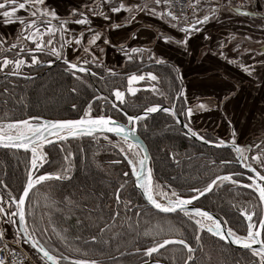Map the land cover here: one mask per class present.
<instances>
[{"label": "snow or ice", "instance_id": "snow-or-ice-1", "mask_svg": "<svg viewBox=\"0 0 264 264\" xmlns=\"http://www.w3.org/2000/svg\"><path fill=\"white\" fill-rule=\"evenodd\" d=\"M107 6L110 13L127 12L124 25L131 24L137 14L144 13L149 16L157 17L160 20L166 21L173 29H178L183 33L182 38H175L168 35H163L165 43H175L177 46L184 48L187 51L189 41L196 33L203 31V26L208 24L211 19H218V14L222 9L235 11L238 14L245 16L253 15L250 11H242V6L233 8L232 0H190V6H193L192 21L189 22L187 15L181 11L177 15L172 8V0H143V2H125V0H102V4H93L87 7L86 10L73 8L67 16L61 17L58 12L51 9L46 0H0V24L7 26L10 24H18L19 31L13 42H9L7 37L0 34V73H4V79L9 81L10 77L23 78L25 81L35 79L31 71L25 72L27 68L31 70L33 67L48 65L51 67L55 62L61 61L64 65L63 71L70 75L75 81L91 88V84H87L85 77H98V73L92 70L90 65L101 67V58L92 50L93 45H97V41L102 39L101 31H97L92 27L91 16H99L104 20H110L108 12L103 10ZM23 12L24 15L20 13ZM203 13V14H199ZM70 23L76 25L87 26L85 30L74 34L68 27ZM121 24L111 23L110 28L115 30L121 27ZM85 32L89 34L86 43L84 42ZM133 39L136 34L133 33ZM208 39L207 36L204 37ZM250 39V37H249ZM110 41L107 38L103 39V44L108 45ZM34 45V46H33ZM224 47V45H221ZM240 45L237 44L233 51H237ZM71 49L74 54L83 51L91 58L75 55V59H69L65 50ZM99 53L103 54L105 49L98 48ZM121 52L128 59L133 57L124 48H120ZM151 52L150 49L131 48L132 54H141L143 58L144 52ZM264 51V49H262ZM219 55L229 64L236 63L234 59H228L224 51H220ZM28 57V58H26ZM44 57H55V59ZM154 59V54L149 55V60ZM157 65L163 64L162 58L155 59ZM264 63V62H262ZM242 70L249 76L254 74V67L241 63L239 65ZM106 71L115 76L111 68ZM177 73V80H182L179 74L178 67L173 68ZM103 80V76H99ZM157 81L158 76L151 71L141 74H131L127 77V92L135 95L137 88L133 87L134 82L140 81ZM146 87L156 91L155 85L148 84ZM9 87H4L3 93L9 94ZM71 93L79 94V89L75 86L71 88ZM111 95L114 100L109 101L107 96H93V100L102 101L100 104V112L93 115V104L88 102V106L83 109V115L77 119H44L41 116H27L23 119H13L8 117L7 111L4 113L5 118H0V147L5 149L23 150L30 153V159L26 165V175L22 184V189L19 193L13 194L5 181L0 180V185L3 186L5 193L0 194V226L13 225L16 226L15 234L11 241L7 239V229L0 227V264H16L17 256H22L24 260H28V254L23 251V245H29L39 254V260L44 264H64L65 261H70L71 264H105V261L96 258H77L71 259L59 251L54 244H49L48 237L49 227L56 233L59 241L70 251L81 253L80 248H72L69 242V229L63 228L57 230L53 225L51 216H49L47 225L44 224L43 216H37L35 209L39 206V199L29 203L31 194L37 186L50 181H69L72 179L71 172L75 167V161L72 159L74 153L64 147L65 142L71 139L82 138L85 136L92 137L94 140H99L102 136L103 140L112 148L119 150L123 161L127 162L131 172L124 171L122 177H128L130 174L135 177V186L141 190L144 199L152 209L163 214H182L191 222L194 240L200 245L199 251L203 252L202 233L207 232L212 237L218 238L225 245H237L251 254V259L248 264H264V137L261 138L259 144L250 146H241L236 141V132L232 131L231 142L225 139L211 140L206 139L199 131L191 126L194 112L206 108V105L201 103L195 107L187 106L186 92L183 87L177 90L174 94L165 95L160 92L159 95L169 100V106H162L160 103H155L151 106L143 108L138 114H129L124 108L120 107L125 103V92L119 88H113ZM21 97L17 103H23ZM183 101L180 107H177V102ZM119 102V103H117ZM7 105V100L4 101ZM110 103L111 109H116L123 114L127 123H122L121 120L114 118L111 114L106 113V105ZM72 109H77L76 104L71 105ZM163 112L168 114L177 125H182L183 134L188 138H196L201 142L213 145L217 148H228L236 154V160L221 159L219 164L227 168L233 162L239 163L240 168L246 171H226L223 173L214 174L209 177L202 187L189 186L187 196L182 195L171 184L166 187L154 179V169L150 166L151 157L148 151L136 139L137 127L141 122L146 121L150 114ZM183 116L184 122L180 119ZM147 127L146 124L143 125ZM112 133L115 137H120L121 140L114 141L107 134ZM45 146L52 148L59 147V151L64 153L63 162L55 171H42L44 166L51 162L50 154ZM255 150V151H254ZM83 152V148L80 149ZM144 153L141 157L140 153ZM169 155L173 160H176L177 153L170 152ZM122 161L114 159L110 161L111 165H119ZM216 160L209 161L210 165H216ZM245 176L248 183H244L239 177ZM175 179V177H173ZM237 185L243 188L252 189L258 196V202L252 204L246 202L240 206V214L247 221L245 232L240 235L232 227L227 226L228 222L217 218L212 212L196 206L193 202L198 201L206 194H210L214 188H219L225 184ZM127 185V180L120 183L114 190L113 197L116 204V209H110L107 221L104 218L98 217V220L103 226H98V234L90 235L89 240L85 243H103L111 245V241L119 238L121 232H112V235L106 238V233L111 232L115 227L116 222L120 219L122 213L120 205L123 204V215L127 216L132 212L133 208L136 211L133 213L139 218L143 209L139 205H133L131 199L122 200V193ZM104 195V193H100ZM45 206L54 205L55 201L49 203V197L45 194ZM65 200L72 204L73 201L65 197ZM259 209V211H258ZM31 217V224H29ZM254 217L258 219L254 220ZM76 225L79 226L82 222L76 219ZM123 223L127 224L129 231L134 230V225L131 223V218L128 217ZM122 223V227H123ZM139 227L137 221L135 228ZM169 233H175L176 237H168L155 239V237H163ZM137 236L139 232L137 231ZM144 236H152L151 246L144 248L135 247L131 253L120 252L119 247L116 251L119 256L138 254L143 257H148L149 260L143 261V264H149L153 254H159L160 250L165 246H180V251L183 253L182 264H196V252L190 242L183 238V233L170 221H165L164 226L160 222L156 225L145 229ZM82 237L76 235L73 240H80ZM103 255V253H101ZM87 256V253H81ZM210 259V255L205 253ZM108 260H115L116 257H107ZM175 261V254L173 255ZM151 264H161L160 260L152 261ZM234 264H240L236 260Z\"/></svg>", "mask_w": 264, "mask_h": 264}, {"label": "trees", "instance_id": "trees-1", "mask_svg": "<svg viewBox=\"0 0 264 264\" xmlns=\"http://www.w3.org/2000/svg\"><path fill=\"white\" fill-rule=\"evenodd\" d=\"M139 65V62L135 59H131L121 67L122 71L117 72L115 76L107 73L110 79H123L124 72L130 71ZM160 66L161 72L165 83L163 84L164 90L176 92L181 88V80H177L175 77L177 73L173 71L174 65L168 62L157 65L156 63L151 64L149 67ZM97 71L100 67L95 66ZM64 67L57 66L50 68L47 72L41 70L31 71L32 75L36 74L35 79L31 81H25L23 78L10 77L9 81L6 82L4 75L0 73V118H5L4 113L7 111L8 117L13 119H23L27 116H41L48 119H67V118H78L83 109L87 107L88 102L92 101L93 96H96L98 91L96 85L105 93L111 92L113 86L105 82L108 78L103 80L94 78V82L89 78L85 77L87 84H91L92 87L88 88L86 85H81L80 82L75 81L70 75L63 71ZM105 84V85H104ZM102 85V86H100ZM104 85V86H103ZM75 86L79 89V94L71 93V88ZM4 87H9V94L3 93ZM23 97V103L27 105V108L23 104L17 103V101ZM45 97H49L51 100L45 102ZM159 99L156 94L152 91H140L133 97H127V111L136 113L141 111L144 107L149 104H153L154 101ZM7 100V105L4 101ZM130 102V103H129ZM102 101H94L93 112L98 114L100 112L99 105ZM76 104L77 109H72L71 105ZM168 120H171L169 115H153L149 117L143 124H141V132L143 137L149 142L151 146L152 154L156 160V172L158 178L164 182L171 180L169 183L179 191H184L185 188L190 186L202 187L209 177H212L217 171L223 166H215L212 170L207 169L202 165L203 162L199 161V166H191L186 168L181 174H175L176 165L172 157L169 155L170 152L177 153L183 152L184 147L191 149L192 141L188 138L181 136L179 133H169L166 131L165 126ZM146 124L147 127L143 125ZM112 136V135H109ZM92 140L96 145V149L90 148L88 141ZM101 143H106L103 140H94L91 137H84L80 140H73L71 142H65L64 147L70 149L74 156L72 159L75 161V167L73 168L71 175L72 179L69 181H50L42 186H37L31 194L29 203L39 199V206L36 207L35 212L37 216H43L44 224L47 225L49 216L53 225L56 226L57 230L68 228L69 242L72 246L80 248L81 253L86 252L87 256L81 255V253H74L67 249L56 236V233L49 227L48 237H41L37 233L38 237L43 242L44 239H49V244H54L55 247L66 255H71L76 258H98L105 261V264H135L142 260L144 257H138V254H130L119 256L116 251L119 247L120 252L131 253L135 247H147L150 246L153 237L144 236L145 229L152 227L160 222L164 226V220L160 219L153 211L141 206L143 203L140 195L137 191L131 187L133 191L134 203L140 201V208L143 209L142 215L137 218L133 213L136 208H133L132 212H129L127 216L123 215L124 207L120 205V211L122 213L120 219L116 222L115 227L111 232H107L106 238L112 235V232H121L122 235L111 241V245H105L103 243H85L89 240L90 235L98 234V226L103 224L98 220V217H103L107 221L110 209H115L112 206L114 203L113 193L118 187L117 180L122 178V171L117 169V165L111 167L110 165L103 164L102 152H107L106 149L119 152L118 149L112 148L110 145L105 148ZM171 148V151L163 150V147ZM105 148V151L99 149ZM83 148V152L80 149ZM50 157L53 159L55 167L48 166L45 168L46 171H55V168H59L63 162L64 153L59 151V147L52 148L48 147ZM101 151V152H100ZM189 151V150H188ZM217 158H220L223 151L213 150L212 151ZM89 153V157H87ZM178 156V155H177ZM176 156V157H177ZM30 154L26 152H15L0 150V180L5 181L9 189L13 194H17L22 189V184L26 175V165L28 164ZM122 167V166H120ZM103 168V169H102ZM106 168V170L104 169ZM109 168V169H107ZM116 168L117 170H111ZM175 177V179H173ZM239 191L243 194H247V197L253 196L254 194L246 189L237 188L230 190L228 188H219L212 191L209 195L205 196L202 201L207 204L208 199L210 203L223 207L228 212L227 215L233 219L238 214L234 211L236 208V200L240 198ZM238 192V193H236ZM5 193L2 185H0V194ZM104 193V195H100ZM45 194L49 197V203L55 201L54 205L45 206L46 201L44 199ZM255 196V195H254ZM65 197L73 201L69 204ZM242 198V197H241ZM256 200V196H255ZM258 202V200L256 201ZM235 203V205H233ZM131 218V223L134 225V230L129 231L127 224L123 223ZM239 217V216H238ZM76 219L81 220L79 226L76 225ZM139 223V227L135 228L136 223ZM123 223V227L121 226ZM239 223V221H237ZM29 224H31V217H29ZM177 228L183 233V238L194 246L195 240L193 238L194 233L192 231L191 222H174ZM137 231L139 236H137ZM79 235L82 238L78 241L73 240L72 237ZM175 236V233H169L165 236ZM163 237H155L160 239ZM197 243V242H196ZM203 252L199 251L200 245L196 244V264H234L236 260L240 261V264H248V261L253 259L250 254L244 253L232 246L225 245L224 242L218 238L212 237L208 233H202ZM178 249V254L175 256V261L172 264H182L183 253L180 251V246H172V248ZM103 253L104 257L99 255ZM205 253L210 255V259ZM106 256V257H105ZM116 257L115 260H108L107 257ZM168 258V257H167ZM169 259V258H168ZM172 259V258H171ZM173 260V259H172ZM71 264V263H67ZM120 264V263H119Z\"/></svg>", "mask_w": 264, "mask_h": 264}, {"label": "crops", "instance_id": "crops-1", "mask_svg": "<svg viewBox=\"0 0 264 264\" xmlns=\"http://www.w3.org/2000/svg\"><path fill=\"white\" fill-rule=\"evenodd\" d=\"M46 2L62 18L73 8L86 10L93 4V0H46ZM125 2H143V0H125ZM95 3L102 4V0H95ZM103 10L108 12L106 5ZM20 14L24 15L23 12ZM108 14L111 18L108 21L90 15L92 27L102 33V39L97 41V45L92 46V50L100 56L103 65L123 67L129 59L120 51L121 47L130 55L133 47L150 49L151 52L146 51L143 55L149 58V55L154 54V59L163 57L164 63L168 62L179 68V74L183 78L181 87L186 92L187 106L195 107L201 103L206 105L205 109L194 112L191 124L196 130H205L213 134L226 133V135L232 134L235 130L236 140L258 136L264 132V63H262L264 62V51H262L264 19H252L251 23H245L240 17L241 14L222 9L218 19H211L203 26L206 33H209V30L213 31L207 34L208 39L204 36L189 41L185 51L175 43L164 42L162 34L166 32V21L157 17L150 20L149 15L139 13L131 24L123 26L128 16L127 12H108ZM111 23L122 26L113 30L110 28ZM68 27L78 35L87 26L70 23ZM19 28L18 24L7 26L0 24V34L5 35L9 41L10 38L16 37ZM133 33L136 34L135 39L132 38ZM88 38L89 34L85 32V43ZM104 38L110 41L108 45L103 44ZM196 44H200L202 53L200 54L197 49V56L193 58L192 53ZM237 44L240 45L239 49L233 51ZM99 47L105 49L103 54L99 53ZM220 51H224L225 56L236 60V63L229 64L228 60L219 55ZM65 52L69 59H75V55L91 58L83 51L74 54L71 49H66ZM241 63L254 67V74L249 76L245 73L239 66Z\"/></svg>", "mask_w": 264, "mask_h": 264}, {"label": "flooded vegetation", "instance_id": "flooded-vegetation-1", "mask_svg": "<svg viewBox=\"0 0 264 264\" xmlns=\"http://www.w3.org/2000/svg\"><path fill=\"white\" fill-rule=\"evenodd\" d=\"M47 58H52V57H46L45 59H47ZM52 59H55V58H52ZM151 64H154V63H150V65ZM61 66V65H63L62 64V62H60V61H57V62H55L51 67H49L48 65H42V66H39V67H37L38 69H47V71L50 69V68H54V67H57V66ZM149 65V66H150ZM91 67H92V70L93 71H95V72H97L99 75H98V77H90L89 76V78L94 82V78H97V79H99V76H103L104 77V79L105 78H107V75L106 74H104V73H101L100 71H97L96 70V68H95V66H93V65H90ZM47 71H44V72H47ZM35 76H36V74H34ZM96 87H97V91H98V95H96V96H100V95H103V96H107L108 98H109V101H112V100H114V98H112V97H109L107 94H105L97 85H96ZM164 90V89H163ZM173 91H175V90H173ZM173 91H166V90H164V93H165V95H170V94H174L175 92H173ZM158 94H159V92H158ZM94 101H96V100H92L91 102H94ZM159 101V103L161 104V105H166V106H169V104H170V101L169 100H165L164 99V97H163V99H159L158 100ZM118 103V102H117ZM126 103H127V98L125 99V103L123 104V105H120V107H122V108H124L126 111H127V107L128 106H126ZM130 103V102H129ZM180 105H181V102L180 101H178L177 102V107L179 108L180 107ZM99 108H100V105H99ZM143 110V109H142ZM142 110L141 111H139V112H136V113H131V112H129L130 114H137V113H140V112H142ZM106 113L107 114H111L112 116H115V117H123V114L121 113V112H119L118 110H116V109H111L110 108V103L108 104V105H106ZM99 114V113H98ZM158 114H160V115H168V114H165V113H163V112H159V113H157V114H155V115H158ZM93 115H97V114H93ZM153 116V115H152ZM151 116V117H152ZM183 117V116H182ZM183 119H184V117H183ZM184 121H185V119H184ZM145 121H143V122H141V124H143ZM185 122H187V121H185ZM140 124V125H141ZM139 125V126H140ZM191 126L193 127V125L191 124ZM194 128V127H193ZM165 129H166V131L167 132H169V133H175V134H177V133H179L181 136H184V134H183V132H184V130H183V128L180 126V125H177V124H175V122H174V120L171 118V120H168L167 121V123H166V126H165ZM195 129V128H194ZM196 130V129H195ZM198 131V130H197ZM202 135H204L205 136V138L206 139H211V140H218V139H225L226 141H229V143L231 142V139H232V137H229V136H221L220 134H217L216 135V133L215 134H213V133H209V132H207V131H203V130H201V131H199ZM139 133L142 135V132H141V126H140V128H139ZM111 139H113L114 141H118V138H115L114 136H109ZM142 137H143V135H142ZM185 137V136H184ZM103 138V137H102ZM144 138V137H143ZM186 138H188V137H186ZM189 140H191L192 141V146H193V148L191 147V149H189L188 147H184L183 149V152H179V151H177V154H178V156L176 157V160H174V162H175V165H176V172H175V174H177V176H179L178 174H181L186 168H188V167H191V166H199V161H201V162H203L202 163V165L204 166V167H206L207 169H213L215 166H218V165H220L219 164V161L221 160V159H227V160H232V161H235L236 160V154H235V152L234 151H232V150H230V149H225V148H214V147H210V146H206L205 144H203V143H200V142H198V141H196V140H194V139H192V138H188ZM100 141L101 140H103V139H99ZM144 140L146 141V143L149 145V147H150V150H151V146H150V144H149V142L144 138ZM255 139H251V141H249V142H247V141H239V140H236L237 141V143L238 144H240L241 146H250V145H254V144H259L260 143V141L261 140H258V141H256V142H252V141H254ZM107 143V142H106ZM168 149V151H171L172 149L171 148H167L166 146H164L163 147V150H167ZM189 150V151H188ZM213 150H220V151H223L225 154H223L220 158H217L216 157V155L212 152ZM255 151V150H254ZM151 153H152V151H151ZM114 155L116 156V157H109V158H105V159H103V164H106V165H110L111 167H113L114 165H111L110 164V161L111 160H114V159H120L122 162L119 164V165H117V169H119V170H121L122 171V173L124 172V171H129V173L131 172V170H130V167L127 165V162L126 161H123V158H122V156H121V154L119 153V152H114ZM117 156H119L120 158H118ZM152 156H153V154H152ZM153 158H154V156H153ZM50 159H51V162L50 163H48V164H46L45 166H44V168L42 169V171H46L45 170V168L46 167H50V166H52V168L53 167H55V164H54V161H53V159L50 157ZM154 160H155V158H154ZM211 160H216L217 161V163H216V165H210L209 164V161H211ZM120 166H122V167H120ZM236 167L237 169H236V171H246V170H244V169H241L240 168V165H239V163H236V162H233L230 166H228V167ZM116 168H111V170L110 171H112V170H117ZM156 168H157V165H156V160H155V175H156V181H160L165 187H166V185L167 184H170L169 182L171 181V180H168V181H166V182H164V181H162V180H160L159 178H158V175H157V172H156ZM58 168H55V170H57ZM103 169V168H102ZM105 170H106V168H104ZM107 169H109V168H107ZM227 171H231L229 168L227 169ZM223 172H226V171H223ZM223 172H220V173H223ZM122 175V174H121ZM239 179L240 180H242L244 183H248V181H247V179H246V177L245 176H241V177H239ZM124 180H127V185H126V187H125V189L123 190V193H122V197H121V199L122 200H124V199H131L132 200V203H134V196H133V191H131V187H133L134 189H135V187H134V179H133V176L130 174L128 177H122L121 179H119V180H117V183H118V186H119V184L120 183H123L124 182ZM172 185V184H171ZM189 186L191 185V184H188ZM173 187H174V185H172ZM189 186L187 187V188H185V190L184 191H179L178 190V192H180L182 195H185V196H187L188 194H189V192H188V189H189ZM221 187H223V188H228V189H230V190H232V189H234V191H236L237 190V188H240V189H246V190H249L250 192H252L255 196H256V200H258V196H257V194L252 190V189H247V188H243V187H240V186H237V185H231L230 183H227V182H225V184L224 185H222ZM221 187H219V188H221ZM219 188H214L213 189V191L215 190V189H219ZM136 190V189H135ZM137 191V190H136ZM137 193L140 195V197H141V199H142V201H143V203H141L140 201H137L136 202V204L138 205H140V203H141V206L144 208V205H146L145 207L146 208H148V209H150L151 211H153L148 205H147V203L145 202V200L143 199V197H142V195L137 191ZM213 193V192H212ZM211 193V194H212ZM236 193H238V192H236ZM239 195H240V198H238L237 200H236V207H234V208H236L234 211H236L237 212V216L235 217V218H233V219H231L228 215H227V211L225 210V206H223V207H219V206H216V205H214V204H212V203H210L209 202V200L207 199L206 200V202H207V204L206 203H204L203 201H202V199L205 197V196H207V195H209V194H206L204 197H201L198 201H194L193 203L196 205V206H199V207H202V208H205V209H208V210H210V211H213V212H216L221 218H223L224 220H226L227 222H228V224L234 229V230H236L237 232H238V234H240V235H244V234H246V232H240V230L238 229V228H236V225H238V227H245L246 228V224H247V221L241 216V214H240V211H239V209H240V206L241 205H244L246 202H251L252 204H256L257 202H256V200H255V196L253 195V196H250L249 195V197H247V194H244V196H243V194L239 191V193H238ZM242 197V198H241ZM144 204V205H143ZM233 205H235V203L233 204ZM112 206L113 207H115V209H116V204H115V202L112 204ZM155 214V213H154ZM178 215H180V214H177V216ZM217 216V215H216ZM219 216H217V218H220ZM239 216V217H238ZM162 219H164V218H162ZM255 219H258V217H254V220ZM165 221H167V219L165 220ZM168 221H173V222H189V221H187V218H179V219H177V220H168ZM237 221H239V223H237ZM207 233V232H206ZM210 235V234H209ZM38 236V235H37ZM171 237H175V238H180V237H176V236H171ZM166 238H168V237H166ZM196 241H195V243H194V248H196ZM192 245V244H191ZM198 245V244H197ZM173 246H176V245H173ZM231 246V245H230ZM169 247H172V246H167V247H165V248H163V249H161L160 250V257L158 258V257H154V255L152 256V258L151 259H158V260H161V261H163V262H165V263H167V264H172V263H174V260H172L173 259V255H171L170 253H169V250H167ZM237 249V248H236ZM238 250H240V249H238ZM240 251H242V252H244V253H247V254H250L249 252H247V251H244V250H240ZM251 255V254H250ZM176 256V255H175ZM169 259H168V258ZM172 258V259H171ZM99 260H102L101 258L99 259ZM148 260H149V258H148Z\"/></svg>", "mask_w": 264, "mask_h": 264}, {"label": "rangeland", "instance_id": "rangeland-1", "mask_svg": "<svg viewBox=\"0 0 264 264\" xmlns=\"http://www.w3.org/2000/svg\"><path fill=\"white\" fill-rule=\"evenodd\" d=\"M214 2V1H213ZM242 8H244V9H248V10H250V11H252V12H254L256 15L255 16H245V15H240V17H241V19H243L242 21L243 22H245V23H251L252 22V19H264V0H244V2H243V5H242ZM234 14L236 13L234 10L232 11ZM199 14H203V13H199ZM150 20H152V19H154V17H152L151 18V16L150 17H148ZM211 21V20H210ZM165 24H166V32L164 33V34H162V35H168V36H172V37H175V38H177V39H179V38H182L183 37V33H181V32H179L178 31V29H173V28H171L170 26H169V24L167 23V22H165ZM203 32H205V33H196V34H194L193 36H192V38H191V40H190V42H192L193 40H195V38L196 39H200V38H203L204 36H207V34H209V33H213V31H208L209 33H206L207 31H205V29L203 30ZM246 33H247V31H246ZM15 40V38L14 37H12V38H10V40H9V42H13ZM194 42H196V41H194ZM196 43H199V41L198 42H196ZM200 46V44H196V47H195V49H193V53H192V57L193 58H195V56H197V53H198V51H197V49L199 50V52H200V54L202 53V49L199 47ZM190 51H192L191 49H190ZM206 51V50H205ZM132 57H133V59H135L136 61H138L139 62V65H137L135 68H132L130 71H126V72H124V76H123V79H116V80H112V79H110L109 78V76L107 75V71H106V69L107 68H111L112 70H113V72H115V73H117V72H121L122 71V69H121V67L119 68V67H114V66H110V65H103L102 64V66L100 67V70L102 71V73H104V74H106L107 76H108V78L106 79V80H104L103 82H105L106 83V85L107 84H109V85H112L113 86V88H119L121 91H124L125 92V99L127 98V97H129V98H131V97H133L134 95H131V94H128V92H127V87H128V85H127V77L129 76V75H131V74H133V73H135V74H141V73H146V72H148V71H151V72H153L154 74H156L157 76H158V80L157 81H148L147 79L145 80V81H140V82H134V84H133V87H135V88H137V92H136V94L138 93V92H140V91H143V92H146V91H152V92H154L155 94H156V97H158L160 100L161 99H163V97L162 96H160L159 94H158V92L160 93V92H164V90H163V88H164V86H163V84L165 83V81H164V78H163V76H162V74H161V72L160 73H158V71H161V69H160V66H157V67H149V65H150V63L151 62H153V61H155V59H152V60H149V58H148V56H146V55H143V58L141 59V56H139L138 54H132L131 55ZM26 58H28V57H26ZM44 58H46V57H44ZM52 58H55V57H52ZM158 58H160V57H158ZM161 58H163V57H161ZM129 60H131V59H129ZM154 63V62H153ZM60 66V65H59ZM93 66H95V65H93ZM151 66V65H150ZM61 67H64V65H61ZM97 69H98V67H97ZM35 70H38V68L37 67H33L31 70H29V69H27V68H25L24 69V71L25 72H28V71H35ZM39 70H41V71H47V69H39ZM2 75H4V73H2ZM148 84H152V85H155V89H156V91H153L152 90V88H150V87H146ZM105 85V84H104ZM103 85V86H104ZM100 86H102V85H100ZM112 88V89H113ZM111 93H112V90H111V92L110 93H108L107 95L109 96V97H112V98H114L112 95H111ZM135 94V95H136ZM97 95H98V93H97ZM159 99H157L156 101H154L153 102V104H155V103H159ZM49 100H51L49 97H45V99H44V101L45 102H47V101H49ZM181 102V104L183 103V101H180ZM119 103V102H118ZM153 104H149L148 106H151V105H153ZM88 106V105H87ZM92 114H95L93 111H92ZM81 115H83V113H81ZM80 115V116H81ZM48 119V118H47ZM149 119V117L147 118V120ZM141 126V125H140ZM140 126L138 127V129L140 128ZM221 134V136H229V137H232V135L231 134H228V135H226V133H220ZM108 136L110 135V134H107ZM216 135H217V133H216ZM113 136V135H112ZM86 137H88V136H86ZM115 137V136H114ZM262 137H264V132L263 133H261V134H259L258 136H250V137H245V138H238L237 140H239V141H247V142H249V141H251V139H255L254 141H252V142H256V141H258V140H261V138ZM82 138H84V137H82ZM82 138H77V139H73V140H80V139H82ZM92 138V137H91ZM115 138H117V137H115ZM99 139H103L102 138V136L99 138ZM73 140H70V141H68V142H71V141H73ZM91 141L92 140H89L88 141V145H90L91 147L90 148H94V150L96 149V145L92 142L91 143ZM104 141V140H103ZM118 141H119V139H118ZM104 142H106V141H104ZM105 148H107V146H109L108 145V143H101ZM105 148H101V147H99V149L101 150V151H105ZM48 149V148H47ZM46 149V150H47ZM107 150V152H102L101 153V156L103 157V158H109V157H116L115 155H114V152L115 151H113V150H110V149H106ZM48 151V150H47ZM100 151V152H101ZM89 153H87V155H88ZM141 155V154H140ZM87 157H89V155L87 156ZM118 158H120L119 156H117ZM142 157V156H141ZM29 159H30V157H29ZM230 169V170H236L237 168L234 166H232V167H227V168H225L224 166L219 170V171H217L216 173H220V172H223V171H227V169ZM159 183H161L160 181H159ZM162 184V183H161ZM163 185V184H162ZM257 201V200H256ZM258 211H259V209H258ZM156 215V214H155ZM159 217V216H158ZM160 219H162L161 217H159ZM162 220H166V219H162ZM168 221V220H167ZM171 223H174L173 221H171ZM0 227H3V228H5V229H7V239L9 240V241H11V239H12V237H13V235L15 234V230H16V226H13V225H2V226H0ZM236 228H238L239 230H240V232H245V227H238V225H236ZM164 238V237H163ZM160 239H162V238H160ZM159 240V239H158ZM150 246H151V244H150ZM72 248H77V246H72ZM167 250H169V253L171 254V255H179L178 254V249H176V248H172V247H169ZM23 251L25 252V253H27L28 254V256L30 257V259H32V261H33V264H44V262L43 261H40L39 260V254H37L36 252H35V250L34 249H31V247L29 246V245H23ZM74 252V251H73ZM74 253H77V252H74ZM66 255V254H65ZM154 255V257H160V253L159 254H153ZM68 256H70V258H76V257H73V256H71V255H68ZM100 257H104V255H102V254H100L99 255ZM106 257V256H105ZM138 257L140 258H142L143 256H141V255H138ZM77 259V258H76ZM98 259V258H97ZM146 260H148V257H144V260H142V261H140V262H138V263H135V264H139V263H142L143 261H146ZM67 263H71L70 261H65L64 262V264H67ZM122 264V262H118V264Z\"/></svg>", "mask_w": 264, "mask_h": 264}, {"label": "water", "instance_id": "water-1", "mask_svg": "<svg viewBox=\"0 0 264 264\" xmlns=\"http://www.w3.org/2000/svg\"><path fill=\"white\" fill-rule=\"evenodd\" d=\"M235 8V7H234ZM242 11H250V10H248V9H244V8H242ZM250 12H252V11H250ZM253 13V15H251V16H255L256 14L254 13V12H252ZM242 15V14H241ZM61 62V61H60ZM46 65V64H45ZM44 66V65H43ZM33 76H35V75H33ZM162 106H166V105H162ZM159 113V112H158ZM130 114V113H129ZM138 114V113H137ZM155 114H157V113H155ZM155 114H150V116L149 117H151L152 115H155ZM114 118H116V119H119V120H121V122L122 123H127V121H126V119L124 118V117H115V116H113ZM79 118V117H78ZM44 119H47V118H44ZM67 119H77V118H67ZM180 119L182 120V121H184V119H183V117L181 116L180 117ZM185 122V121H184ZM181 127H182V125H180ZM139 127V126H138ZM138 127H137V132H136V139L140 142V144H142L143 146H144V148H146L147 149V151H148V154H149V156L151 157V161H150V166H152L153 167V169H154V179L156 180V175H155V160H154V158H153V156H152V153H151V150H150V147H149V145L146 143V141L144 140V138L142 137V135L139 133V129H138ZM108 134H110V135H113L114 136V134H112V133H108ZM86 137V136H85ZM119 140H121V138L120 137H117ZM77 139V138H76ZM192 139H194V140H196V141H198V142H200V143H203V142H201L200 140H198V139H196V138H192ZM70 140H73V139H71L70 138ZM69 140V141H70ZM68 142V141H67ZM203 144H205V143H203ZM206 146H210V147H214V148H217V147H215V146H213V145H209V144H205ZM240 145V144H239ZM46 147V149L48 148V147H50V146H45ZM225 149H230V150H232L230 147H228V148H225ZM0 150H7V151H15V152H24L23 150H14V149H5V148H3V147H0ZM30 154V153H29ZM141 154V156H143L144 155V153H140ZM133 179H134V187H135V189L142 195V193H141V190L140 189H138L136 186H135V177L133 176ZM142 197H143V195H142ZM143 199H144V197H143ZM145 200V199H144ZM145 202L147 203V201L145 200ZM148 205V204H147ZM150 208H151V206L150 205H148ZM152 209V208H151ZM203 209H205V208H203ZM153 210V212L157 215V216H159V217H161V218H164V219H167V220H177V219H179V218H185V217H183V215L182 214H180V215H178L177 216V214H163V213H158L156 210H154V209H152ZM205 210H207V211H210V210H208V209H205ZM210 212H212L214 215H217V216H219L216 212H213V211H210ZM220 217V216H219ZM220 219H222V220H224L223 218H221L220 217ZM227 226H230L229 224L227 225ZM231 227V226H230ZM229 245H231V244H229ZM232 247H234V248H237V249H240V250H244V249H242V248H240L239 246H237V245H231ZM165 247H167V246H165ZM244 251H246V250H244ZM71 259H76V258H71ZM155 260H158V259H151V261H149V264H151V262L152 261H155ZM161 261V260H160ZM139 264H143V262L142 263H139ZM161 264H167V263H165V262H163V261H161Z\"/></svg>", "mask_w": 264, "mask_h": 264}, {"label": "built area", "instance_id": "built-area-1", "mask_svg": "<svg viewBox=\"0 0 264 264\" xmlns=\"http://www.w3.org/2000/svg\"><path fill=\"white\" fill-rule=\"evenodd\" d=\"M244 0H232L233 7L242 6ZM172 11L177 15L183 11L188 18V21H192L193 6H190V0H172ZM16 264H33L32 259L28 256V260H24L22 256H17Z\"/></svg>", "mask_w": 264, "mask_h": 264}]
</instances>
